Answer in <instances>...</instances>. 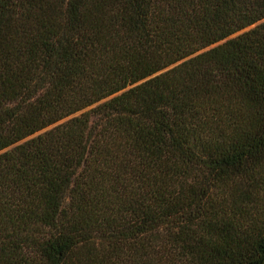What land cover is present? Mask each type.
Here are the masks:
<instances>
[{
    "label": "trees",
    "instance_id": "obj_1",
    "mask_svg": "<svg viewBox=\"0 0 264 264\" xmlns=\"http://www.w3.org/2000/svg\"><path fill=\"white\" fill-rule=\"evenodd\" d=\"M0 264H264V0H0Z\"/></svg>",
    "mask_w": 264,
    "mask_h": 264
}]
</instances>
